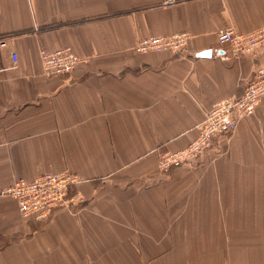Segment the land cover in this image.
Returning <instances> with one entry per match:
<instances>
[{"label": "crops", "instance_id": "0c3cea01", "mask_svg": "<svg viewBox=\"0 0 264 264\" xmlns=\"http://www.w3.org/2000/svg\"><path fill=\"white\" fill-rule=\"evenodd\" d=\"M263 26L264 0H0V264H264V96L194 164L157 166L264 61L197 54ZM176 33L182 55L135 50ZM65 48L83 61L43 75ZM65 170L81 203L46 223L1 195Z\"/></svg>", "mask_w": 264, "mask_h": 264}, {"label": "built area", "instance_id": "2783aa9c", "mask_svg": "<svg viewBox=\"0 0 264 264\" xmlns=\"http://www.w3.org/2000/svg\"><path fill=\"white\" fill-rule=\"evenodd\" d=\"M220 47L211 49V56L227 58L229 56H250L264 48V26L248 32L238 33L232 29H220L216 33ZM189 35L176 33L169 36H149L140 39L135 48L137 52H167L173 56L182 55L186 49ZM3 46L4 42L0 41ZM228 46L230 53L222 51ZM42 73L48 78L70 74L83 60L70 49L53 52H41ZM12 64L16 56L12 55ZM264 96V61L254 66L252 74L243 85L239 96L217 100L204 118L195 126L196 136L184 148L166 152L158 157L160 172H168L180 165L194 164L202 154L211 148L217 138L228 136L243 117L255 113L259 100ZM81 180L70 171L43 173L32 180L19 179L1 192L15 200L23 217L39 223L48 222L54 212L69 209L81 203L76 191Z\"/></svg>", "mask_w": 264, "mask_h": 264}, {"label": "water", "instance_id": "95a60500", "mask_svg": "<svg viewBox=\"0 0 264 264\" xmlns=\"http://www.w3.org/2000/svg\"><path fill=\"white\" fill-rule=\"evenodd\" d=\"M210 55H211V51H209V50L197 54V56H199V57H208Z\"/></svg>", "mask_w": 264, "mask_h": 264}, {"label": "rangeland", "instance_id": "374dc122", "mask_svg": "<svg viewBox=\"0 0 264 264\" xmlns=\"http://www.w3.org/2000/svg\"><path fill=\"white\" fill-rule=\"evenodd\" d=\"M135 50H136V48H135ZM232 132H233V131H232ZM232 132H231V133H232ZM231 133H230V134H231ZM224 137H227V136H224ZM221 138H222V137H221ZM217 139H219V138H217ZM215 140H216V139H215ZM215 140H214V141H215ZM208 150H209V149H208ZM208 150H206V151L202 154V156L205 155V154L208 152ZM165 153H166V151L160 153V154L158 155V157H159L160 155H162V154H165ZM202 156H201V157H202ZM157 160H158V158H157ZM157 166H158V163H157ZM158 169H159V168H158ZM171 169H172V168H171ZM171 169H170V170H171ZM170 170H169V171H170ZM169 171H168V172H169ZM168 172H166V173H168ZM7 197H8V196H7ZM27 220H29V219H27Z\"/></svg>", "mask_w": 264, "mask_h": 264}]
</instances>
